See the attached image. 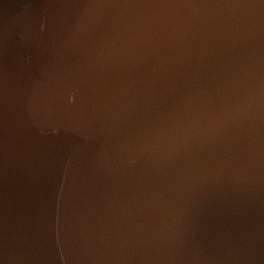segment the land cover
<instances>
[{
  "label": "water",
  "instance_id": "obj_1",
  "mask_svg": "<svg viewBox=\"0 0 264 264\" xmlns=\"http://www.w3.org/2000/svg\"><path fill=\"white\" fill-rule=\"evenodd\" d=\"M215 2L0 0V264H264V0Z\"/></svg>",
  "mask_w": 264,
  "mask_h": 264
},
{
  "label": "clouds",
  "instance_id": "obj_2",
  "mask_svg": "<svg viewBox=\"0 0 264 264\" xmlns=\"http://www.w3.org/2000/svg\"><path fill=\"white\" fill-rule=\"evenodd\" d=\"M185 6L209 10L206 13L196 12V16H221L225 14L224 9L236 7L227 0H216L210 4L189 3ZM230 118L231 113L224 111L221 116L213 119L210 125L205 126L191 103L186 104L174 111L155 133L151 141L152 148L165 158L189 155L200 150Z\"/></svg>",
  "mask_w": 264,
  "mask_h": 264
}]
</instances>
